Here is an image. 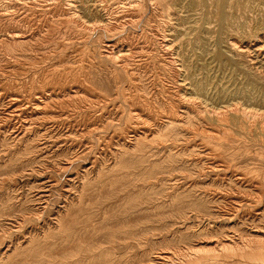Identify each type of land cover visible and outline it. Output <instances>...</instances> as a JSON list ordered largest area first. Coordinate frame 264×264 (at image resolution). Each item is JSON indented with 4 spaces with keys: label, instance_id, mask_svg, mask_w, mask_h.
<instances>
[{
    "label": "rangeland",
    "instance_id": "obj_1",
    "mask_svg": "<svg viewBox=\"0 0 264 264\" xmlns=\"http://www.w3.org/2000/svg\"><path fill=\"white\" fill-rule=\"evenodd\" d=\"M262 239L264 0H0V264Z\"/></svg>",
    "mask_w": 264,
    "mask_h": 264
},
{
    "label": "bare ground",
    "instance_id": "obj_2",
    "mask_svg": "<svg viewBox=\"0 0 264 264\" xmlns=\"http://www.w3.org/2000/svg\"><path fill=\"white\" fill-rule=\"evenodd\" d=\"M138 0H129V2L130 3H132V2H137ZM153 1V0H152ZM125 3H128V2H125ZM155 3V2H154ZM225 3V2H224ZM157 4V3H156ZM223 4V3H222ZM149 9V8H148ZM150 9H151V7H150ZM149 9V10H150ZM155 9V8H154ZM160 13V12H159ZM223 15V14H222ZM222 15L220 16V17H222ZM134 16V15H133ZM225 16V15H224ZM121 17V16H120ZM160 17V16H159ZM164 20V19H163ZM162 20V21H163ZM11 22V21H10ZM142 23V22H141ZM163 23V22H162ZM115 24V23H114ZM139 24V23H138ZM130 27H132V26H130ZM145 28V27H144ZM6 34H7V32H6ZM11 34V33H10ZM19 34V33H18ZM12 35V34H11ZM163 35V34H162ZM165 35V34H164ZM8 36V35H7ZM6 36V37H7ZM167 36V35H166ZM6 37H5V39H6ZM150 37V36H149ZM160 37H162V36H160ZM168 37V36H167ZM13 38V37H12ZM156 38V37H155ZM167 39V38H166ZM156 40V39H155ZM159 40V39H158ZM168 40V39H167ZM3 41V40H2ZM159 42V41H158ZM161 43H162V41H161ZM166 43V42H165ZM13 44V43H12ZM160 44V43H159ZM164 44V43H163ZM165 45V44H164ZM162 46V45H161ZM160 46V47H161ZM158 47V46H157ZM162 49V48H161ZM158 51V50H157ZM159 54H160V52H159ZM166 54V53H165ZM124 58V57H123ZM174 58V57H173ZM125 59V58H124ZM167 60V59H166ZM171 60V59H170ZM172 61V60H171ZM122 64V63H121ZM122 66V65H121ZM173 70V69H172ZM173 86V85H172ZM69 89V88H68ZM175 90V89H174ZM48 96V95H47ZM195 103V102H194ZM185 109V108H184ZM176 110V109H175ZM152 125V124H151ZM256 209V208H255ZM258 234V233H257ZM260 234V233H259ZM261 235V234H260ZM251 236V235H250ZM238 239V238H237ZM223 240V239H222ZM262 241H264V239H262ZM220 243H224V242H222V241H219ZM235 243H238V241H236ZM244 243H246L245 244V253L246 254H248V260H247V262H245V263H247V264H252V263H254V264H264V245H258L257 243L256 244H252V241L250 242V241H248V242H244ZM254 243V242H253ZM242 245V244H241ZM244 247V246H243ZM222 250H229V251H231V252H236L235 250H236V248H234V247H227V246H224L223 244H222ZM211 256V255H210ZM211 258V257H210ZM212 259H214V260H219V261H221L222 262V260L220 259V258H218V257H214V258H212ZM223 259H225V258H223ZM168 260V259H167ZM200 260H202V259H200ZM196 261V260H195ZM198 261V260H197ZM195 263V262H194ZM196 264V263H195ZM197 264H200V263H197Z\"/></svg>",
    "mask_w": 264,
    "mask_h": 264
}]
</instances>
